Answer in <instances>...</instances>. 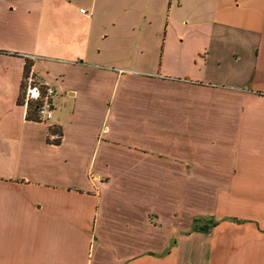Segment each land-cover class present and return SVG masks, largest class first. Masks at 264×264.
<instances>
[{
  "label": "crops",
  "instance_id": "crops-1",
  "mask_svg": "<svg viewBox=\"0 0 264 264\" xmlns=\"http://www.w3.org/2000/svg\"><path fill=\"white\" fill-rule=\"evenodd\" d=\"M72 2L0 0V264H264V0Z\"/></svg>",
  "mask_w": 264,
  "mask_h": 264
},
{
  "label": "built area",
  "instance_id": "built-area-1",
  "mask_svg": "<svg viewBox=\"0 0 264 264\" xmlns=\"http://www.w3.org/2000/svg\"><path fill=\"white\" fill-rule=\"evenodd\" d=\"M80 12L89 15L86 8H80ZM56 94V87L49 82L38 80L31 70L25 78L22 105L25 115L28 114L29 107L32 105L36 110L37 119L49 123L54 115L53 98ZM52 126V124H50Z\"/></svg>",
  "mask_w": 264,
  "mask_h": 264
},
{
  "label": "rangeland",
  "instance_id": "rangeland-1",
  "mask_svg": "<svg viewBox=\"0 0 264 264\" xmlns=\"http://www.w3.org/2000/svg\"><path fill=\"white\" fill-rule=\"evenodd\" d=\"M79 4H80L81 7L87 8V6H88V0H75V3L74 2L71 3V7L70 8H66L65 9V11H68L67 13L69 15H71V21H72V23L76 27H78V29H79V34L76 36V39L74 41L73 40H65L63 42L64 46L67 47V48H70V47L82 48V47H85V45H86V32H87V28L88 27L83 24V22H82L83 20H81L80 17H77V19H75L73 17V15H75L74 12L76 13L77 6ZM82 15H84V14H82ZM66 30H68V29H66ZM163 38H164V32L161 31L160 34L158 35V39L157 40H163ZM176 40H177L176 38L173 39V41H172L173 44L179 45ZM91 47H92V45H91ZM173 50H175V46H173ZM197 52H199L198 55L195 54L194 57H195V61L197 62L196 69H199L200 68L199 63L202 60L201 59L202 58L201 57L202 56V53H201L200 49H198L196 51V53ZM160 54H161V52H159V49L157 48L154 51V54H153V61H152V64H151L152 66H146V67H144L145 70H155V68H157V66L159 64V61L161 59V56H159ZM196 193L197 192L195 191V194ZM195 194H194V196H195Z\"/></svg>",
  "mask_w": 264,
  "mask_h": 264
},
{
  "label": "trees",
  "instance_id": "trees-1",
  "mask_svg": "<svg viewBox=\"0 0 264 264\" xmlns=\"http://www.w3.org/2000/svg\"><path fill=\"white\" fill-rule=\"evenodd\" d=\"M29 70H30V66L28 65V63H26L25 68H24L23 81L21 84V94H20L21 97H22V93H23L22 91H23L24 84H25V78L29 74ZM21 100H22V98H21ZM26 118L37 120L36 110L32 105L29 107L28 114L26 115ZM195 221H197V220H195ZM207 227H208L207 224H203L201 227H199V230L200 231H207Z\"/></svg>",
  "mask_w": 264,
  "mask_h": 264
}]
</instances>
